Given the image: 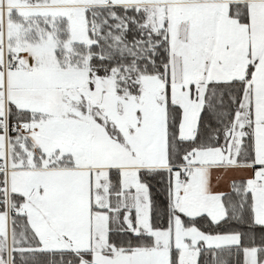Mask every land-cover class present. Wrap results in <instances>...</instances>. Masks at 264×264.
Segmentation results:
<instances>
[{
    "label": "snow or ice",
    "instance_id": "6c2138e0",
    "mask_svg": "<svg viewBox=\"0 0 264 264\" xmlns=\"http://www.w3.org/2000/svg\"><path fill=\"white\" fill-rule=\"evenodd\" d=\"M0 264H264V0H0Z\"/></svg>",
    "mask_w": 264,
    "mask_h": 264
}]
</instances>
